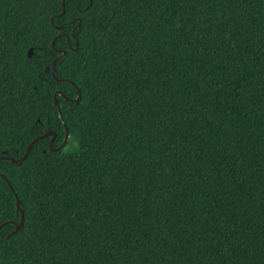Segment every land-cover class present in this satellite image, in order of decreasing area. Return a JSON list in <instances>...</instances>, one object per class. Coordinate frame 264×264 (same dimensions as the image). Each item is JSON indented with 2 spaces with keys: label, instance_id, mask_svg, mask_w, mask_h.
<instances>
[{
  "label": "trees",
  "instance_id": "1",
  "mask_svg": "<svg viewBox=\"0 0 264 264\" xmlns=\"http://www.w3.org/2000/svg\"><path fill=\"white\" fill-rule=\"evenodd\" d=\"M65 4L0 0V156L70 131L0 160V264H264V0Z\"/></svg>",
  "mask_w": 264,
  "mask_h": 264
},
{
  "label": "water",
  "instance_id": "2",
  "mask_svg": "<svg viewBox=\"0 0 264 264\" xmlns=\"http://www.w3.org/2000/svg\"><path fill=\"white\" fill-rule=\"evenodd\" d=\"M65 1L66 0H63V10H62V13L61 14H63L64 12H65ZM81 25V21L78 23V26H80ZM59 28H60V26H58ZM61 35H66L65 33H60L59 35H57L55 38H54V40H53V46L55 47V42H56V39L59 37V36H61ZM68 39H69V36H68ZM77 45H78V41H77ZM70 48L71 49H74V47L72 46V45H70ZM58 50V52H60V54L52 61V63L50 64V65H48L47 67H46V71L47 72H49V71H52V73H53V75L56 77V71H57V62H58V60L59 59H62V58H64V57H66V55H67V53H68V51L66 50V49H57ZM33 53H34V48H30L29 50H28V55L29 56H32L33 55ZM57 78V77H56ZM59 81H63V80H68V79H66V78H57ZM70 82H72V81H70ZM63 95L62 94V92L60 91V90H57L56 92H55V97H57V95ZM65 96V95H64ZM66 97V99H68V100H70V98L69 97H67V96H65ZM81 98V92H80V90H79V95H78V97L76 98V100H79ZM55 102H56V104L58 105V107L60 106V104H59V102H58V100L55 98ZM59 113H60V116L62 117V113H61V109H60V107H59ZM64 122V124H65V126H66V134H65V138H64V141H63V143L61 144V145H59L58 147H54L53 146V143H54V141H55V139H56V137H57V134H56V132L54 131V130H51V129H49V128H47V130L43 133V134H41V135H39V136H37L36 138H34V140H32V142L28 145V148H27V150H26V152H25V154L23 155V156H21V157H19V158H15V157H12V156H7V155H2V156H0V160H2V159H8V160H11V161H13V162H22L26 157H27V155H28V153L31 151V149H32V147H33V145H34V143L36 142V141H38V140H40V139H42V138H44V137H47V136H49L50 138H51V140H50V147L52 148V150L53 151H58V150H60L65 144H66V142L68 141V139H69V137H70V131H69V128H68V126L66 125V123H65V121H63ZM0 175L5 179V180H7V182H8V184L10 185V187H11V189H12V191H14V187L12 186V184H11V182H10V180L7 178V176L5 175V174H3V173H1L0 172ZM15 192V191H14ZM15 195H16V198H17V205H18V208L21 210V220H20V222H15V221H7V222H4V223H2L1 225H0V229L4 226V225H6L7 223H14L15 225H16V229H15V231H17L18 229H20L21 228V226L23 225V221H24V211L22 210V208H21V201H20V198H19V196H18V194L15 192Z\"/></svg>",
  "mask_w": 264,
  "mask_h": 264
}]
</instances>
